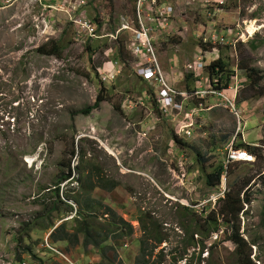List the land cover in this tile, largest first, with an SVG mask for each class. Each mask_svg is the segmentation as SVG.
Here are the masks:
<instances>
[{
  "label": "rangeland",
  "instance_id": "obj_1",
  "mask_svg": "<svg viewBox=\"0 0 264 264\" xmlns=\"http://www.w3.org/2000/svg\"><path fill=\"white\" fill-rule=\"evenodd\" d=\"M81 1L79 12L95 23L101 38L78 37L63 0H0V264H64L61 255L46 249L47 240L81 264H134L138 240L144 235L138 218L144 213L156 220L165 238L153 255L163 250V264H171L172 250L182 247L186 229L199 230L196 224H206L203 219L220 207L221 186L209 187L206 178L223 165L225 149L244 142L243 135L249 132L252 138H261L256 144L264 154V0H228L224 5L227 13L235 12L227 25L245 21L244 27L257 29L248 41L218 46V59L229 63L231 76H238L241 83L236 97L225 91L235 98L240 124L216 96L204 94L198 99L192 94L213 89L206 67L201 75L188 78L192 73L184 68L196 52L213 47L203 41L212 39V25H217L216 33L225 26L213 21L217 14L208 16L216 5L206 8L196 0H164L173 6V33L183 25L187 30L186 37L156 43V57L173 88L187 93L177 97L182 107L175 112L185 121L188 113H195L191 137L179 134L177 119L165 118L155 99L158 88L127 66L133 60L127 50L129 32H122L118 43L107 36L122 26L121 17L134 16V1ZM220 34L227 37L225 31ZM121 42L125 49L119 57ZM114 57L127 65L114 82L103 83L98 69ZM250 69L258 71L259 84L247 81ZM99 93L106 100L89 114L82 113L94 106ZM69 165L75 179L61 184V199L75 212L80 205L76 199L83 206L95 200V225L112 219L106 214L109 207L133 227L130 238H110L102 246L104 252L83 247L81 237L79 244L51 242V233L64 221L70 229L76 226L75 214L67 213L62 204L44 220L45 208L37 198L46 195L48 208L56 201L53 190ZM221 181L225 192L233 187L235 192L242 190L241 197L245 192L251 195L237 224L253 264H264V162L255 157L254 162L234 163L227 172L224 169ZM26 222L34 228L20 242ZM228 231L221 224L205 239L201 256L200 247L189 248V263L237 264L236 247L225 238ZM185 263L184 259L176 264Z\"/></svg>",
  "mask_w": 264,
  "mask_h": 264
},
{
  "label": "trees",
  "instance_id": "obj_2",
  "mask_svg": "<svg viewBox=\"0 0 264 264\" xmlns=\"http://www.w3.org/2000/svg\"><path fill=\"white\" fill-rule=\"evenodd\" d=\"M87 48L91 51L92 47L90 45ZM125 49L123 42L117 46V55L120 57ZM44 51V49H42ZM48 54V53H47ZM56 54V53H53ZM208 73L209 83L212 88L220 89V90H227L230 83L232 82L231 75L233 71L229 67V63L222 59L221 57L215 61H212L206 67ZM192 74L187 75L191 77ZM246 79L251 86L259 84L262 79L258 77V71L250 69V71H246ZM198 80V79H197ZM196 80V81H197ZM102 82V81H101ZM191 91V89H189ZM264 93H262L263 95ZM106 100L105 96L101 93L98 94L97 100L93 107H88L81 112L84 114H89L92 109L98 108L99 104ZM155 109V103L152 102ZM177 140V137H175ZM239 148H244L249 150V152L256 157L258 162H264L263 160V150L262 147L250 146L244 143H240L237 145ZM260 167V166H259ZM224 173V166L218 165L215 170L207 175L206 183L209 187L215 188L221 183V178ZM75 177L73 176V172L69 165V170L65 176H63L58 183L55 185V189L53 190L54 196L56 201L51 203L50 207H47V196L43 195L37 198V202L40 205H43L46 212L47 220L52 218V214L60 209V205L65 206V211L70 213L71 216L75 217V224L73 228L70 229L68 226V222L64 221L60 224L50 235L49 239L53 243L58 242H67L69 244H79L80 237L82 238V246L83 247H96L105 251V247H102L105 242H108L111 239H123V238H130L133 234V227L130 223L124 221L121 217H118L116 213H114L109 207L106 208V214L109 213L111 215V220L103 223L95 225V220L97 219V214L94 213L92 203L95 200H90L89 202H85L84 206L80 199H76V201L81 205H79V210H76L73 205L70 203H66L60 197L61 195V184L68 182L73 183ZM234 188L230 189L228 192H225L224 198L219 200L220 207L218 210L211 212V214L203 219L206 224L199 225L196 224L197 229L195 232L186 229V238L182 241V247L177 246L175 249L172 250L171 264H176L180 260H186L185 264H191L188 261V249L189 248H196L200 247L199 256L202 255L204 252V241L207 238H210L211 234L218 232L219 227L221 224L227 225L228 227V234L225 237L227 240L231 241L236 247V258L237 264H253L250 259V253L248 251L249 245L243 239L240 233V226L237 224L240 222L239 214L243 210L245 204H250L251 202V195L248 193H244L243 197H241V191H234ZM51 191V190H50ZM70 197V196H69ZM71 199V198H69ZM100 206H102L100 204ZM185 211L188 213L190 209L188 207H183ZM205 211H203L204 213ZM263 222H264V210H263ZM138 221L140 223V229L143 232L142 238L139 241V252L138 255L135 257L134 264H163L165 260V254L163 250H161L158 254H154L155 248L160 243H163L165 238L162 237L160 233V228L156 220L147 213L142 214ZM54 227L52 224L50 227H46V229ZM34 228L32 222L24 223V232L22 237H19L18 240L20 242L23 241V237H28L29 232ZM200 234V240L195 239V233ZM226 236V235H225ZM153 241L154 244L151 247H148L149 242ZM30 251V249H29ZM173 254H178L177 256H173ZM38 258L37 255H35ZM154 257V259H153Z\"/></svg>",
  "mask_w": 264,
  "mask_h": 264
},
{
  "label": "built area",
  "instance_id": "obj_3",
  "mask_svg": "<svg viewBox=\"0 0 264 264\" xmlns=\"http://www.w3.org/2000/svg\"><path fill=\"white\" fill-rule=\"evenodd\" d=\"M134 1V16L132 17H121L122 26L114 33L108 34L115 43L120 41V34L122 32H129V38L127 41V50H129L133 60L131 62L124 63L121 58L114 57L113 59L106 61L103 66L98 69L99 76L103 83L114 82L120 74H122L125 65L131 67L133 71L137 72V75H144L147 82H151L155 87L158 88V94L161 95L162 107H165L167 114L165 118L169 119L171 122H175L178 114L175 110L181 111L182 104L177 103L176 99L179 95H186L185 93L179 92L173 88L169 83L164 72L159 64V61L156 57L155 44L158 42H163L169 40L173 35H169V31H174L175 20H169L164 12L171 14L173 11L172 5H166L161 0H133ZM197 4H200L202 7H210L216 5L212 13H209L208 16L213 17L221 11V7L225 0H196ZM81 0H63L62 7H66L68 19L73 23V26H77V36H87V37H96L98 32V27L95 23L88 22L85 18L75 19L73 17L74 12L77 7L81 6ZM245 22L242 21L239 24H236L235 27H229L224 31L227 34V37L221 35V32H218L217 36L222 38L218 42L212 40H207L206 37L203 39L204 43L211 44L213 47L210 50H202L199 55H197L195 61L187 63L185 65V70L187 73H200L203 71L206 64L211 61H215L218 57V46H234L238 41H248L252 39L256 33L250 34L247 31V28L244 27ZM114 43V44H115ZM114 53L112 54V56ZM215 57H211V56ZM210 57L209 61L206 62L207 57ZM150 63V64H146ZM153 63V64H151ZM146 64V65H145ZM235 78L236 83H230L228 90L235 93V97L238 89L240 88V81L238 76H232L231 79ZM195 94H207V92H195ZM210 94L220 98V101L223 102V106L226 105V108L237 118L238 122L240 121V114L238 112L235 98L232 96H225V92L215 93L211 92ZM186 114V113H185ZM189 119L183 122L178 123L179 125V134H183L187 137H191L193 134V113H188ZM224 169L228 170L230 165L238 162L246 161H255V156H253L249 151L244 148H239L234 145H229L225 149ZM253 156V157H251ZM248 159V160H247ZM220 195L225 192L224 182H221L220 185ZM46 249L53 252L55 255H61L64 264H81L77 261L72 260L70 257L65 256L60 249L55 247L54 244L50 243L48 240L45 243ZM23 264H27L24 262Z\"/></svg>",
  "mask_w": 264,
  "mask_h": 264
},
{
  "label": "bare ground",
  "instance_id": "obj_4",
  "mask_svg": "<svg viewBox=\"0 0 264 264\" xmlns=\"http://www.w3.org/2000/svg\"><path fill=\"white\" fill-rule=\"evenodd\" d=\"M162 2H164L166 5H167V3L164 1V0H161ZM163 15H165L169 20H176V19H174V18H171V14H168V13H166V12H164L163 13ZM73 17L75 18V19H79V18H85L88 22H90V23H94L91 19H89L88 18V16L87 15H84V14H81L80 12H79V7H77V9H76V11L74 12V14H73ZM69 20V19H68ZM69 22L70 23H72L70 20H69ZM73 24V23H72ZM121 27V26H120ZM119 27V28H120ZM248 28V30H249V32L250 33H254L257 29H254V28H249V26H247ZM184 28H186V26L185 25H183V28L182 29H180V30H178L175 34L173 33L174 31L173 30H171V31H169V35H181L184 31H186L187 29H184ZM85 36V35H84ZM214 38H213V40L214 41H216V42H218L220 39H222V38H220V37H218L217 36V33H216V35H214L213 36ZM99 39V38H101L98 34H97V36L96 37H87V36H85V40H91V39ZM128 38H129V35H128ZM217 38H219V39H217ZM84 40V41H85ZM155 49H156V44H155ZM199 50V49H198ZM200 53V51L196 54V55H198ZM195 55V56H196ZM197 57V56H196ZM196 57H195V59H196ZM208 58V57H207ZM195 59H194V61H195ZM218 59V58H217ZM216 59V60H217ZM207 62V61H206ZM212 62V61H211ZM188 63H191V62H188ZM202 64H206L205 65V67H207L209 64H210V62H207V63H202ZM136 74H137V72L136 71H134ZM165 75V74H164ZM166 76V75H165ZM140 77V79L142 80V81H146V79H145V77H144V75H140L139 76ZM166 78H167V76H166ZM168 80V79H167ZM102 81V80H101ZM149 83H151V82H149ZM231 83H236V82H234V81H232ZM153 85V84H152ZM229 88V87H228ZM175 89V88H174ZM176 90V89H175ZM228 90V89H227ZM177 91H179V90H177ZM226 90H220V89H216V88H213V89H210V90H207V91H199V90H197V91H195V92H207V94H210L211 92H219V93H223V92H225ZM179 92H181V91H179ZM195 92H193L192 94H195ZM182 93H185L186 95H187V93L186 92H183L182 91ZM226 93V92H225ZM191 94V93H190ZM195 95H197L198 96V98H202L201 97V95H204V94H195ZM210 95H212V94H210ZM179 96H184V95H179ZM212 96H214V95H212ZM225 96H227V94H225ZM161 95H157L156 97H155V99H156V101H157V103H158V105H159V107L162 109V111H164V115L166 116V114H167V110H166V108L165 107H162V100H161ZM216 98H218V97H216ZM218 99H220V98H218ZM177 100V99H176ZM224 107H226V105L224 106ZM191 113V112H190ZM195 113H193V115H194ZM189 114H187L186 115V119H189ZM240 118H241V116H240ZM239 124H240V122H238ZM246 150V149H245ZM248 151V150H247ZM251 157H253V156H251ZM248 160V159H247ZM251 160H249V161H246V162H250Z\"/></svg>",
  "mask_w": 264,
  "mask_h": 264
},
{
  "label": "crops",
  "instance_id": "obj_5",
  "mask_svg": "<svg viewBox=\"0 0 264 264\" xmlns=\"http://www.w3.org/2000/svg\"><path fill=\"white\" fill-rule=\"evenodd\" d=\"M175 2H177V3H180V1L179 0H174ZM228 0H225V3L222 5V6H220L221 7V11L219 12V14H217V16L216 17H214V20L213 21H218V22H222V23H224L225 24V26H222L221 27V29H220V32H222V31H224V27H226V30L229 28V27H233V25H227V22H233V15H235L234 13L235 12H233L232 11V13L231 12H228L227 13V11L225 10V8H224V5H226V7L228 6ZM215 5V4H214ZM203 11V10H202ZM204 12V11H203ZM233 14V15H232ZM254 21H256V20H254ZM245 22V21H244ZM211 23V22H210ZM246 24V23H245ZM215 26H217V25H212V27H213V29L212 30H210V32H211V34L212 35H210V37L213 39L214 37V35H216V30H214V28H215ZM205 32H207V30L205 29L204 30ZM218 33V32H217ZM174 36H176V35H174ZM180 36H184V37H186V34H184V33H182ZM196 38H197V36H196ZM211 39V40H212ZM167 41H169V40H167ZM158 43H160V42H158ZM157 43V44H158ZM196 49H198V47L196 48ZM199 52V51H198ZM198 52H196L195 54H194V56L198 53ZM197 56V55H196ZM195 56V57H196ZM194 57V58H195ZM218 57H219V54H218ZM217 57V58H218ZM177 58V57H176ZM209 59H210V57L208 56V58L206 59V61H209ZM188 63V62H187ZM167 74V73H166ZM182 74V73H181ZM191 75V74H190ZM196 75H201L200 73H195V74H192V76H194V77H196ZM205 86H207V84L205 85ZM196 88V87H195ZM199 99V98H198ZM218 101V100H217ZM242 111V110H241ZM201 112V111H200ZM242 118V117H241ZM176 119H177V122H179L180 121V123H183V122H185V120L183 119V117H179V115L176 117ZM191 122L193 123V129H194V122H193V119L191 120ZM186 123H187V121H186ZM251 133H249V132H247V133H244V135H243V139H244V142L243 141H241L242 143H244V144H246V145H250V146H256V147H258L257 146V144H256V141H258L259 139H261V138H259V139H257L256 140V138L254 139V138H252V135H250ZM251 139V140H250ZM263 156H264V154H263Z\"/></svg>",
  "mask_w": 264,
  "mask_h": 264
},
{
  "label": "clouds",
  "instance_id": "obj_6",
  "mask_svg": "<svg viewBox=\"0 0 264 264\" xmlns=\"http://www.w3.org/2000/svg\"><path fill=\"white\" fill-rule=\"evenodd\" d=\"M222 182V181H221ZM221 184V183H220ZM220 184L218 185V187L220 186ZM220 188V187H219ZM224 195H225V192H224V194H223V197H224ZM223 197H219L218 198V200H220V199H222Z\"/></svg>",
  "mask_w": 264,
  "mask_h": 264
},
{
  "label": "flooded vegetation",
  "instance_id": "obj_7",
  "mask_svg": "<svg viewBox=\"0 0 264 264\" xmlns=\"http://www.w3.org/2000/svg\"><path fill=\"white\" fill-rule=\"evenodd\" d=\"M211 63V62H210Z\"/></svg>",
  "mask_w": 264,
  "mask_h": 264
}]
</instances>
